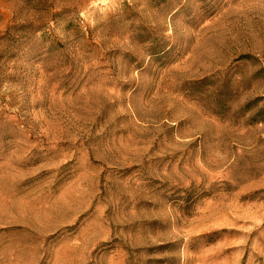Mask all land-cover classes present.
Segmentation results:
<instances>
[{"label": "rangeland", "instance_id": "obj_1", "mask_svg": "<svg viewBox=\"0 0 264 264\" xmlns=\"http://www.w3.org/2000/svg\"><path fill=\"white\" fill-rule=\"evenodd\" d=\"M0 264H264V0H0Z\"/></svg>", "mask_w": 264, "mask_h": 264}]
</instances>
